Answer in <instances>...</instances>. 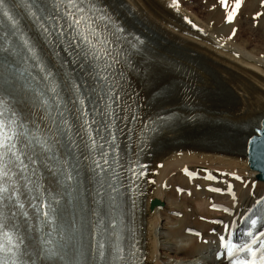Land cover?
Here are the masks:
<instances>
[{
	"label": "bare ground",
	"instance_id": "6f19581e",
	"mask_svg": "<svg viewBox=\"0 0 264 264\" xmlns=\"http://www.w3.org/2000/svg\"><path fill=\"white\" fill-rule=\"evenodd\" d=\"M110 1L141 33L156 39L163 54L176 59L190 85L206 92L221 88L226 93L230 103L220 102L215 114L198 111L202 120L216 126L225 125L240 139L252 133L251 128L264 115V0H193L203 5L197 6L205 9L204 14L191 9L190 0ZM43 3L44 0H30V4L17 0L13 6L8 0L10 15L18 21L15 28L7 17L0 18V111L4 123L15 129L17 138L22 140L32 139L40 133L37 124L44 127L46 113L51 115L50 110L56 108V102L60 103L59 110L73 113L75 99L87 91L82 85L86 73L73 65L71 59H66L71 68L68 71L55 59L53 46L49 49L41 42L30 19L33 18L30 9H39V15L46 18L48 14ZM105 4L111 10L109 4ZM229 16L233 17L231 21ZM35 20L38 24L42 22ZM20 33H23L22 37ZM25 39L34 46L35 56L22 46ZM57 49L61 50V44ZM37 60L53 73L52 83L41 79L45 73L37 66ZM60 70L69 75L68 81ZM174 70H178L177 65ZM51 87L56 89L55 96L48 91ZM73 88L77 90V96L71 95ZM181 89L182 101H188V88L182 86ZM182 114L184 119L192 113L183 111ZM202 130L211 131L213 127L196 122L164 131L152 149L143 155L147 161L146 184L137 206V219L142 226L143 264H224L214 260V249L202 241L211 239V230H229L264 196V182L257 181L258 172L248 167L237 144L238 148L226 151L204 147L197 144L194 137L184 140L180 135ZM236 141L242 148L244 139ZM58 150L64 157L72 156L61 142ZM18 155L27 165V180L18 178L11 183L12 176L8 173L7 187L14 196L5 195L8 209L6 218L3 212L0 214V224L4 225L5 243L9 240L15 243L17 238H22V245L15 248L12 255L6 253V260L9 264L13 261L17 264L23 254L24 264H38L41 260L36 258V253L32 259L29 257L21 218H28L29 205L37 203L29 176L36 181L46 178V173L30 172L34 162L27 159L28 155L21 152ZM78 166L75 173L79 174L81 192L75 193L72 206L66 205L62 212L50 209L47 214L54 224L57 220L70 224L76 217L81 230L88 229L91 233V211L86 206H90L94 182L85 158ZM187 171L196 173L197 177L187 176ZM208 175H213L215 181H207ZM25 184L28 192L23 190ZM211 187L215 188L214 192L210 191ZM179 189L182 193H178ZM39 197L43 198V195ZM13 200L23 207H18ZM220 205L227 207L229 212L215 211L214 208ZM35 221L31 218L32 223ZM190 229L202 231L200 242L187 234ZM33 241H37L35 234ZM36 246L41 249L40 242L37 241ZM87 249H90V243ZM50 264L61 262L53 259Z\"/></svg>",
	"mask_w": 264,
	"mask_h": 264
},
{
	"label": "snow or ice",
	"instance_id": "6c2138e0",
	"mask_svg": "<svg viewBox=\"0 0 264 264\" xmlns=\"http://www.w3.org/2000/svg\"><path fill=\"white\" fill-rule=\"evenodd\" d=\"M24 2L30 4V0H24ZM11 4L15 6L16 0H11ZM62 4L64 5V11L66 13L65 15V22L67 24L69 31H76L77 35L80 37L81 40H83L84 44L88 46V51L85 52L83 49H81V53L85 57L91 55L93 59L97 57V51H96V43H99L98 38H96V41L94 42L93 39H90V37H94L95 33L92 30L91 24L89 23V20L87 17L84 16V9L81 4V0H62ZM8 0H0V18L7 17L9 21H11L13 27L18 24V21L16 18L12 15H10L9 8H8ZM30 14L34 19H37L39 21H44L45 17L39 15V9H36L35 11H32L30 9ZM53 21L55 18H51ZM233 19L232 16L228 17V20L231 21ZM41 29L43 32L48 34L53 38V40L56 39H62L66 33L63 30V26H59V30L57 28L49 29L44 24H41ZM233 35H235V30H233ZM20 36H23V33H20ZM51 42V41H50ZM71 41H69V44L71 45ZM22 46L28 50V52L32 55H36V51L34 46L30 44L28 40H23ZM37 66L40 67L41 71L45 73V75L41 78L42 80H47L49 83H52L53 81V73L49 71L47 68L43 67L41 63L37 60ZM53 96L56 95V89L55 87H51L48 89ZM83 103V101H80ZM0 104H2V101H0ZM54 107H56L54 105ZM60 120H63V114L57 113ZM3 112L0 111V203L4 202V200L7 198L5 196V193H8L9 196H14V193L10 191L8 187L5 186V181L9 179L7 171L5 169L8 167V164L5 163V156L9 158V163L12 165V167L16 166V161H14L12 158L16 157L17 160H19V157L17 155L18 151V145L13 143V140L16 139V137L7 135L4 132L5 128H10V125H7L2 120ZM66 124L67 122L64 121ZM59 129V123L57 124ZM103 139V137L101 138ZM46 143V142H45ZM250 143H255V138H253ZM41 147H44L41 145ZM102 148V145H100ZM17 150V151H14ZM262 155H264V151H262ZM35 162V161H33ZM107 161H105L106 163ZM21 164H23V161H20ZM27 165H24L23 170H26ZM13 203H16L18 207H23L22 204H18L17 201L13 200ZM257 203H264V201H257ZM45 215H48L45 213ZM253 224H255V221H253ZM4 225L0 224V237L4 236L3 232ZM74 239L73 236H68L66 238L67 243L69 246L71 245L72 240ZM22 245V238H17L15 240V243H13L11 240H9L7 243L3 239H0V264H9L8 261L2 258L3 253H7L8 255H12L15 248H18ZM106 245L103 242H98L96 246V253L98 256L103 257L105 255L104 249ZM261 249L264 250V244L260 245ZM62 249H58L60 251ZM91 250V246H90ZM262 257H264V251L261 253ZM11 264H15V262H11Z\"/></svg>",
	"mask_w": 264,
	"mask_h": 264
},
{
	"label": "water",
	"instance_id": "95a60500",
	"mask_svg": "<svg viewBox=\"0 0 264 264\" xmlns=\"http://www.w3.org/2000/svg\"><path fill=\"white\" fill-rule=\"evenodd\" d=\"M253 138H255L254 144L250 143ZM262 151H264V116L254 128V133L249 137L245 150L248 167L257 171V179L264 182V155H262Z\"/></svg>",
	"mask_w": 264,
	"mask_h": 264
},
{
	"label": "rangeland",
	"instance_id": "374dc122",
	"mask_svg": "<svg viewBox=\"0 0 264 264\" xmlns=\"http://www.w3.org/2000/svg\"><path fill=\"white\" fill-rule=\"evenodd\" d=\"M190 2H191V4H190L191 9L196 10L198 14H204L205 9L204 8H198V6H197V5H199V6L203 7L202 4H200V3L197 4L193 0H190ZM261 6H262V4H261ZM206 8H207V6H206ZM228 10H229V8H228ZM255 27H257V26H255ZM246 38H249V35ZM259 183H261V182L259 181ZM239 184H242V183H239ZM245 186H244V189H245Z\"/></svg>",
	"mask_w": 264,
	"mask_h": 264
}]
</instances>
